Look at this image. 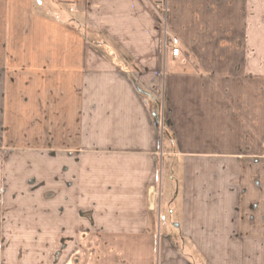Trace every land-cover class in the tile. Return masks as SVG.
I'll list each match as a JSON object with an SVG mask.
<instances>
[{
	"label": "crops",
	"instance_id": "crops-1",
	"mask_svg": "<svg viewBox=\"0 0 264 264\" xmlns=\"http://www.w3.org/2000/svg\"><path fill=\"white\" fill-rule=\"evenodd\" d=\"M0 264H264V0H0Z\"/></svg>",
	"mask_w": 264,
	"mask_h": 264
},
{
	"label": "rangeland",
	"instance_id": "rangeland-1",
	"mask_svg": "<svg viewBox=\"0 0 264 264\" xmlns=\"http://www.w3.org/2000/svg\"><path fill=\"white\" fill-rule=\"evenodd\" d=\"M160 99L163 100V111H164V115L162 118V121L165 124V104H164V96L162 95V89L161 92L158 94ZM168 157H163V161L160 163V169H159V180H160V187H162L163 185L166 184V177H167V172H166V164ZM162 183V185H161ZM168 203H171L170 205H168ZM172 202L171 200H167L166 203L163 204V208H162V215L161 217H163V219L161 220V226H164L165 224H170V228L172 227V222L175 221L176 215L173 213H170V210L172 209Z\"/></svg>",
	"mask_w": 264,
	"mask_h": 264
},
{
	"label": "built area",
	"instance_id": "built-area-1",
	"mask_svg": "<svg viewBox=\"0 0 264 264\" xmlns=\"http://www.w3.org/2000/svg\"><path fill=\"white\" fill-rule=\"evenodd\" d=\"M169 47L171 50V54L173 56H178L179 54V47H178V39L176 37H169Z\"/></svg>",
	"mask_w": 264,
	"mask_h": 264
}]
</instances>
